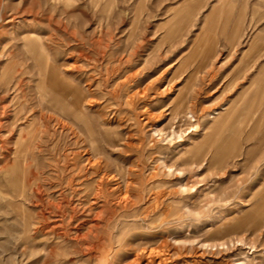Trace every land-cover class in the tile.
Returning <instances> with one entry per match:
<instances>
[{"label":"rangeland","instance_id":"374dc122","mask_svg":"<svg viewBox=\"0 0 264 264\" xmlns=\"http://www.w3.org/2000/svg\"><path fill=\"white\" fill-rule=\"evenodd\" d=\"M0 264H264V0H0Z\"/></svg>","mask_w":264,"mask_h":264},{"label":"bare ground","instance_id":"6f19581e","mask_svg":"<svg viewBox=\"0 0 264 264\" xmlns=\"http://www.w3.org/2000/svg\"><path fill=\"white\" fill-rule=\"evenodd\" d=\"M29 37L32 38V40H34L35 45L37 46V48L39 49V51L43 55L45 53V49H44L43 45H41L39 43V38L36 37L33 34L30 35ZM67 87H69L72 90L71 91L72 92V103L69 104V98H68L69 97V93H66V94H64V96L61 97V100L62 101L61 100H57V104H59V105L61 104L62 106L60 108H62L63 110H65L67 113L71 114L74 118L80 119L81 113L78 111L77 106L82 101V97L84 96L83 95L84 92L82 91V89L78 85H73L72 82L71 83H68V86ZM21 161L24 162L25 161V158H23V160H21ZM40 222L41 221H39L38 223L41 224L42 222L41 223ZM41 228H42V224H41V226L39 225L38 227H35L34 231L35 232H38V231L41 230Z\"/></svg>","mask_w":264,"mask_h":264}]
</instances>
